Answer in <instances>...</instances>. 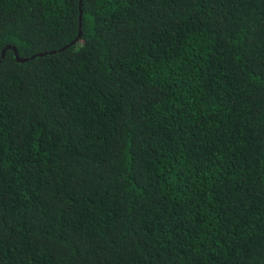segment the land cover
Masks as SVG:
<instances>
[{"label": "trees", "instance_id": "16d2710c", "mask_svg": "<svg viewBox=\"0 0 264 264\" xmlns=\"http://www.w3.org/2000/svg\"><path fill=\"white\" fill-rule=\"evenodd\" d=\"M82 4L0 63V264H264V0Z\"/></svg>", "mask_w": 264, "mask_h": 264}, {"label": "water", "instance_id": "95a60500", "mask_svg": "<svg viewBox=\"0 0 264 264\" xmlns=\"http://www.w3.org/2000/svg\"><path fill=\"white\" fill-rule=\"evenodd\" d=\"M82 1L83 0H80V25H79V34H78V37L70 44H68L67 46L63 47V48H60V49H56V50H51V51H44V52H41V53H37V54H34L32 56H29V57H22L20 56L16 46L14 45H9L7 46L3 52H2V56L0 58V63L2 61V59L4 58L5 56V53L7 51V49H12L14 50L15 52V55H16V58L19 62H26V61H29L31 59H34L36 57H39V56H44V55H48V54H53V53H57V52H60L62 50H65L66 48H68L69 46H72L74 44H76L78 42V40L80 39L81 35H82V25H83V4H82Z\"/></svg>", "mask_w": 264, "mask_h": 264}]
</instances>
